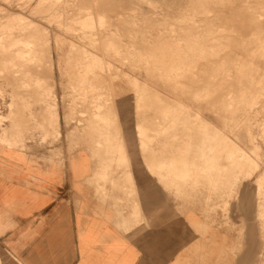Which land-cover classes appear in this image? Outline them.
Segmentation results:
<instances>
[{
	"label": "rangeland",
	"instance_id": "1",
	"mask_svg": "<svg viewBox=\"0 0 264 264\" xmlns=\"http://www.w3.org/2000/svg\"><path fill=\"white\" fill-rule=\"evenodd\" d=\"M227 1L0 0V126L14 120L6 114L19 99L29 101L30 149L61 150L58 111L67 106L98 164L114 153L113 177L99 178L98 197L157 195L159 210L174 208L183 257L191 261H225L239 252L220 247L241 243L228 210L245 184L255 188L264 242V196L257 191L264 177V6L256 7L264 0ZM230 2L251 21L227 19L240 13ZM14 139L7 141L17 146ZM243 149L249 162L233 177Z\"/></svg>",
	"mask_w": 264,
	"mask_h": 264
},
{
	"label": "crops",
	"instance_id": "2",
	"mask_svg": "<svg viewBox=\"0 0 264 264\" xmlns=\"http://www.w3.org/2000/svg\"><path fill=\"white\" fill-rule=\"evenodd\" d=\"M17 103L16 111L6 114L14 120L0 127L9 141H19L13 147L0 141L2 264H12L8 254L22 264H264L254 186L243 185L228 210L232 224L241 227L240 234H232L234 242L238 237L241 243L220 251L239 252L225 261L184 259L174 208L159 210L157 195L129 201L123 192L110 191L98 197L102 184L92 183L99 164L87 132L75 124L67 106L58 111L62 149L32 151L30 112L24 110L30 102ZM149 208L162 219L150 220Z\"/></svg>",
	"mask_w": 264,
	"mask_h": 264
},
{
	"label": "bare ground",
	"instance_id": "3",
	"mask_svg": "<svg viewBox=\"0 0 264 264\" xmlns=\"http://www.w3.org/2000/svg\"><path fill=\"white\" fill-rule=\"evenodd\" d=\"M227 2H229V0L227 1ZM231 3V11L232 12H235V11H239L240 13L239 14H231V16L229 15L228 16V18L227 19H230V20H236V21H238V22H244V23H249L250 21H251V19L246 15V14H244L243 13V11L238 7V5L236 4L235 5V2H230ZM250 5V4H249ZM1 6V5H0ZM260 6H264V1H263V3L261 4V3H256V7H260ZM256 9H258V8H256ZM1 10H2V7H1ZM250 10V9H249ZM246 11V10H245ZM252 11V10H251ZM250 11V12H251ZM258 11V10H257ZM14 12V11H13ZM5 13V12H4ZM10 14V13H9ZM13 15V14H12ZM95 15V14H94ZM258 15L259 16H263L259 11H258ZM21 18L23 17V15L22 16H20ZM19 17V18H20ZM18 18V19H19ZM24 18V17H23ZM42 18V17H41ZM103 18V17H102ZM18 19H17V21H18ZM26 19V18H25ZM25 19H21V20H23V23H24V21H25ZM97 19V18H96ZM4 20V19H3ZM42 20V19H41ZM101 20H103V19H101ZM20 21V20H19ZM55 21V20H54ZM21 22V21H20ZM26 22V21H25ZM11 23H13V22H11ZM10 23V24H11ZM54 23V22H53ZM36 24H38V23H36ZM33 25V24H32ZM40 25V24H39ZM198 25V24H197ZM7 26V25H6ZM38 26V25H37ZM18 27V26H17ZM34 27V26H33ZM36 27V26H35ZM16 28V27H15ZM14 28V29H15ZM20 28V27H19ZM30 28H32V27H30ZM52 28V27H51ZM98 28V27H97ZM4 30H5V28H3ZM22 29V28H21ZM26 29V28H25ZM100 29V28H99ZM18 30V29H17ZM28 30V29H27ZM48 30V29H47ZM46 29H45V31H47ZM39 31V30H38ZM45 31H43V32H45ZM2 32V31H1ZM19 32H20V30H19ZM22 32H24V31H22ZM28 32V31H27ZM36 32V31H35ZM49 32V31H48ZM239 32V31H238ZM237 32V33H238ZM13 33V32H12ZM25 33H26V31H25ZM25 33H23V34H25ZM29 33V32H28ZM27 33V34H28ZM240 33V32H239ZM1 34V33H0ZM7 34V33H6ZM8 34H10V33H8ZM16 34V33H15ZM15 34H13V35H15ZM18 34V33H17ZM44 34V33H43ZM46 34H47V32H46ZM3 35V34H2ZM20 35V34H19ZM30 35V34H29ZM6 36V35H5ZM28 36V35H27ZM39 36H40V34H39ZM42 36V35H41ZM4 37V36H3ZM12 37V36H11ZM18 37V36H17ZM16 37V38H17ZM49 37V36H48ZM51 37V36H50ZM49 37V38H50ZM15 38V39H16ZM23 38V37H22ZM28 38V37H27ZM36 38V37H35ZM45 38V37H44ZM18 39H20V38H18ZM36 40V39H35ZM49 40V39H48ZM252 40V39H251ZM14 41V40H13ZM22 41V40H21ZM26 41H28V40H26ZM39 41V40H38ZM47 41V40H46ZM253 41V40H252ZM23 42V41H22ZM31 42H32V40H31ZM137 42V41H136ZM256 42V41H255ZM25 43V42H24ZM71 43V42H70ZM257 43V42H256ZM264 43V42H263ZM2 44V43H1ZM17 44V43H16ZM36 45V44H35ZM34 45V46H35ZM258 45V44H257ZM4 46H6V45H4ZM23 46V45H22ZM245 46V45H244ZM263 46V45H262ZM2 47V46H1ZM16 47V46H15ZM32 47V46H31ZM36 47V46H35ZM236 47V46H235ZM18 48V47H17ZM70 48H71V46H70ZM246 48V47H245ZM261 48V47H260ZM259 48V49H260ZM20 49V48H19ZM21 49H22V47H21ZM23 49H25V48H23ZM31 49V48H30ZM33 50V49H32ZM2 51V50H1ZM0 51V52H1ZM12 51V50H11ZM14 51V50H13ZM18 51V50H17ZM88 51V50H87ZM173 51V50H172ZM255 51V50H254ZM3 52V51H2ZM16 52V51H15ZM14 52V53H15ZM26 52V51H25ZM25 52H24V54H25ZM51 52V51H50ZM33 53V52H32ZM240 53V52H239ZM39 55H40V53H38ZM45 54V53H44ZM80 54V53H79ZM93 54V53H92ZM162 54V53H161ZM234 54V53H233ZM1 55H3V54H1ZM8 55V54H7ZM6 55V56H7ZM16 55V54H15ZM90 55V54H89ZM232 55V54H231ZM255 55V54H254ZM41 56V55H40ZM258 56H260V55H258ZM9 57V56H8ZM96 57H97V55H96ZM235 57V56H234ZM252 57V56H251ZM250 57V58H251ZM74 58H76L75 56H74ZM88 58H90V57H88ZM253 58V57H252ZM13 59V58H12ZM28 59V58H27ZM26 59V60H27ZM51 60V59H50ZM85 60V59H84ZM96 60V59H95ZM160 60V59H159ZM249 60V59H248ZM53 62H54V60H52ZM75 61V60H74ZM86 61V60H85ZM89 61V60H88ZM91 61V60H90ZM162 61H163V59H162ZM7 62H8V60H7ZM10 62V61H9ZM24 62V61H23ZM26 62V61H25ZM29 62V61H28ZM45 62V61H44ZM43 62V63H44ZM49 62V61H48ZM82 62V61H81ZM102 62H103V60H102ZM230 62V61H229ZM232 62V61H231ZM22 63V62H21ZM32 63H33V61H32ZM32 63H31V65H32ZM47 63V62H46ZM52 63V62H51ZM86 63V62H85ZM88 63V62H87ZM162 63V62H161ZM164 63V62H163ZM45 64V63H44ZM50 64V63H49ZM93 64V63H92ZM22 65V64H21ZM28 65V64H27ZM80 65V64H79ZM84 65V64H83ZM83 65H81V66H83ZM111 65V64H110ZM15 66V65H14ZM24 66V65H23ZM77 66V65H76ZM89 66V65H88ZM87 66V67H88ZM91 66V65H90ZM161 66H162V64H161ZM31 67V66H30ZM80 67V66H79ZM85 67H86V65H85ZM163 67V66H162ZM166 67V66H165ZM164 67V68H165ZM42 68V67H41ZM68 68V67H67ZM116 68V67H115ZM226 68H227V66H226ZM25 69V68H24ZM83 69V68H82ZM85 69V68H84ZM88 69V68H87ZM86 69V70H87ZM94 69V68H93ZM118 69V68H117ZM179 69V68H178ZM222 69V68H221ZM239 69V68H238ZM85 70V71H86ZM91 70V69H90ZM100 70V69H99ZM115 70V69H114ZM258 70H260V69H258ZM80 71V70H79ZM82 71V70H81ZM84 71V72H85ZM97 71V70H96ZM164 71V70H163ZM233 71V70H232ZM45 72V71H44ZM53 72H54V70H53ZM88 72V71H87ZM260 72V71H259ZM20 73V72H19ZM79 73V72H78ZM104 73V72H103ZM106 73V72H105ZM210 73V72H209ZM222 73V72H221ZM220 73V74H221ZM3 74H4V72H3ZM13 74V73H12ZM42 74V73H41ZM40 74V75H41ZM90 74V73H89ZM180 74V73H179ZM178 74V75H179ZM11 75V74H10ZM46 75V74H45ZM83 75V74H82ZM86 75H87V73H86ZM175 75V74H174ZM201 75H203V74H201ZM264 75V74H263ZM47 76H48V74H47ZM52 76V75H51ZM81 75H79V77H80ZM88 77V76H87ZM105 77V76H104ZM201 77V76H200ZM219 77V76H218ZM217 77V78H218ZM85 78V77H84ZM215 78H216V76H215ZM11 79V78H10ZM16 79H18V78H16ZM23 79V78H22ZM28 79V78H27ZM52 79V78H51ZM7 80V79H6ZM13 80V79H12ZM81 80V79H80ZM84 80V79H83ZM89 80V79H88ZM213 80V79H212ZM8 81V80H7ZM74 81V80H73ZM77 81H79V80H77ZM86 82V81H85ZM129 83V82H128ZM127 83V84H128ZM166 83V82H165ZM257 83V82H256ZM18 84V83H17ZM53 84V83H52ZM210 84V83H209ZM33 85V84H32ZM38 85V84H37ZM39 86V85H38ZM54 86V85H53ZM246 88H247V86H246ZM256 88V87H255ZM190 89V88H189ZM247 89H249V88H247ZM259 90V89H258ZM261 90V89H260ZM124 94V93H123ZM176 94V93H175ZM255 94V93H254ZM80 95V94H79ZM120 95V94H119ZM256 95V94H255ZM174 96V98H175V95H173ZM178 96V95H177ZM250 96H252V95H250ZM120 97V96H119ZM118 97V98H119ZM181 97V96H180ZM241 97V96H240ZM254 97V96H253ZM115 98V97H114ZM121 98V97H120ZM229 98V97H228ZM124 99V98H123ZM123 99H122V101H123ZM159 99V98H158ZM254 99V98H253ZM83 100V99H82ZM104 100V99H103ZM174 100H176V101H178L179 102V100H177L176 98L174 99ZM237 100V99H236ZM244 100V99H243ZM101 101V100H100ZM229 101V100H228ZM115 102V101H114ZM138 102V101H137ZM208 102V101H207ZM244 102V101H243ZM104 103V102H103ZM209 103V102H208ZM228 103V102H227ZM226 103V104H227ZM247 103V102H246ZM131 104V103H130ZM231 104V103H230ZM237 104V103H236ZM245 104V103H244ZM240 105V104H239ZM214 106V105H213ZM178 107V106H177ZM216 107V106H215ZM223 107V106H222ZM242 107H243V105H242ZM241 107V108H242ZM139 108V107H138ZM142 108V107H141ZM166 108V107H165ZM180 108V107H179ZM217 108V107H216ZM163 109V108H162ZM200 109V108H199ZM116 110V109H115ZM157 110V109H156ZM205 110V109H204ZM219 110V109H218ZM221 110V109H220ZM230 110V109H229ZM237 110V109H236ZM101 111V110H100ZM110 111V110H109ZM148 111V110H147ZM178 111V110H177ZM191 111V110H190ZM224 111V110H223ZM242 111V110H241ZM119 112V111H118ZM156 112V111H155ZM174 112V111H173ZM227 112V111H226ZM239 112V111H238ZM102 114H103V111L101 112ZM105 113V112H104ZM108 113V112H107ZM121 113V112H120ZM147 113V112H146ZM230 113V112H229ZM116 114H117V111H116ZM108 115V114H107ZM119 115H121V114H119ZM126 115H129L130 116V114H126ZM132 115V114H131ZM144 115V114H143ZM194 115V114H193ZM106 116V115H105ZM124 116H125V114H124ZM124 116H122V117H124ZM129 116H127V117H129ZM133 116V115H132ZM195 116H196V114H195ZM131 117V116H130ZM170 117V116H169ZM192 117V116H191ZM118 118H119V116H118ZM136 118L137 117H135V120H136ZM115 119V118H114ZM124 119V118H123ZM139 119H141V118H139ZM190 119V118H189ZM202 119V118H201ZM242 119V118H241ZM122 120V119H121ZM142 120V119H141ZM140 120V121H141ZM153 120V119H152ZM160 120V119H159ZM158 120V121H159ZM123 122L124 121H126L125 119L124 120H122ZM129 121H130V119H129ZM149 121V120H148ZM207 122V121H206ZM237 122V121H236ZM251 122V121H250ZM116 123V122H115ZM119 123V122H118ZM121 123V122H120ZM129 123V122H128ZM128 123H127V125H128ZM131 123V122H130ZM145 123V122H144ZM149 123V122H148ZM150 124V123H149ZM178 124V123H177ZM181 124V123H180ZM208 124H210V123H208ZM248 124V123H247ZM122 125H123V123H122ZM136 125H138V124H136ZM188 125H189V123H188ZM212 125V124H211ZM251 125V124H250ZM121 126V125H120ZM139 126V125H138ZM181 126V125H180ZM1 127V126H0ZM124 127H126V126H124ZM130 127V126H129ZM214 127V126H213ZM118 128H120V127H118ZM144 128V127H143ZM143 128H141V129H143ZM178 128V127H177ZM2 129V128H1ZM0 129V130H1ZM95 129V128H94ZM130 128H128V131H131V130H133V129H130ZM139 129H140V127H139ZM179 129V128H178ZM210 129H211V127H210ZM213 129V128H212ZM124 130V129H123ZM144 130V129H143ZM214 130H216L215 129V127H214ZM125 131V130H124ZM134 131V130H133ZM141 131V130H140ZM183 131V130H182ZM218 131V130H217ZM143 132V134H144V131H142ZM176 132V131H175ZM174 132V133H175ZM212 132V131H211ZM219 132V131H218ZM120 133H123V132H120ZM130 133H133L132 131L130 132ZM129 133V134H130ZM182 133H184V131L182 132ZM127 134V133H126ZM135 135H136V133H134ZM133 134V135H134ZM214 134H215V132H214ZM213 134V135H214ZM5 135H6V133H5V131H3L2 133H0V141L1 142H3V143H7V144H9V145H13V143L12 142H8L6 139H5ZM179 135V134H178ZM122 136H123V134H122ZM126 136V135H125ZM129 136V135H128ZM209 136H211V135H209ZM130 137V136H129ZM128 137H126V139H127ZM212 138V137H211ZM209 139H210V137H209ZM122 140V139H121ZM128 140V139H127ZM130 140H131V138H130ZM129 140V141H130ZM180 140V139H179ZM194 140V139H193ZM221 140V139H220ZM123 142H125L124 140H123ZM132 142V144H133V141H131ZM134 142H135V139H134ZM137 142V141H136ZM136 142H135V144H136ZM211 142V141H210ZM12 143V144H11ZM69 143V142H68ZM130 143V142H129ZM190 143V142H189ZM192 143V142H191ZM119 144V143H118ZM125 145H126V143H124ZM131 144V143H130ZM129 144V145H130ZM229 144V143H228ZM116 145V144H115ZM182 145V144H181ZM180 145V146H181ZM192 144H190V146H191ZM201 145V144H200ZM124 146V145H123ZM132 146H134V145H132ZM207 146V145H206ZM215 146V145H214ZM227 146V145H226ZM9 147V146H8ZM13 147V146H12ZM114 147V146H113ZM118 147V146H117ZM129 147V146H128ZM131 147V146H130ZM238 147V146H237ZM17 148H19V147H17ZM23 148V147H22ZM21 148V149H22ZM116 148V147H115ZM242 148V147H241ZM111 149H112V146H111ZM117 150H118V148H116ZM142 149V148H141ZM236 149V148H235ZM238 149H240V148H238ZM126 150V149H125ZM124 150V151H125ZM36 151H38V150H36ZM130 151V150H129ZM175 151H177V150H175ZM236 152L238 151V150H235ZM120 152H122V149H120ZM181 152V151H180ZM185 152V151H184ZM213 152V151H212ZM229 152V151H228ZM235 152V153H236ZM112 152H110V157H109V159H107V160H109V162L111 163V162H113V155H114V153L113 154H111ZM127 153V152H126ZM231 153V152H230ZM229 153V154H230ZM234 153V154H235ZM156 153H154V155H155ZM181 154V153H180ZM183 154V153H182ZM241 154V153H240ZM92 155V154H91ZM117 155V154H116ZM128 155V154H127ZM157 155V154H156ZM184 155V154H183ZM199 155V154H198ZM213 155V154H212ZM200 156V155H199ZM127 157V156H126ZM170 157H172V156H170ZM144 158V157H143ZM142 158V159H143ZM249 156H248V154L246 153V151L243 149L242 150V154L239 156V162H238V164H239V166L238 167H240V168H238V169H234V172H233V177L236 175V174H238V173H240V172H242V170H241V168L243 167V166H245V164L247 163V162H249ZM141 159V158H140ZM145 159V158H144ZM151 159V158H150ZM156 159V158H155ZM230 159V158H229ZM121 160V159H120ZM157 160V159H156ZM169 160V159H168ZM214 160V159H213ZM216 160V159H215ZM114 161H116V160H114ZM137 161H138V158H137ZM136 161V162H137ZM149 162L151 161V160H148ZM153 163H154V158H153ZM101 163H99V166H98V168H97V170H96V172H95V174H94V182L96 183V182H99L98 180H99V178L100 177H105V176H107L108 178H110V179H112V177H113V174H112V172H113V168H112V166L110 165V163L109 164H107V163H105L106 162V160L104 161V159H102V161H100ZM118 162V161H117ZM125 162H127V161H125ZM141 161H139L138 163H140ZM146 162V161H145ZM144 162V163H145ZM226 162V161H225ZM114 163H116V162H114ZM143 163V162H142ZM141 163V164H142ZM151 163V162H150ZM152 163V164H153ZM98 164V163H97ZM127 164H129L128 162H127ZM132 164V163H131ZM140 164V165H141ZM144 165V164H143ZM151 165V164H150ZM150 165H148V166H150ZM160 165H163V164H160ZM174 165V164H173ZM258 165V164H257ZM138 166H139V164H138ZM147 166V165H146ZM153 166V165H152ZM167 166H169V165H167ZM140 167H142V166H139V168ZM145 167V166H144ZM158 167V166H157ZM220 167H222V165L220 166ZM147 168V167H146ZM149 168V167H148ZM160 168V167H159ZM214 168V167H213ZM130 169V168H129ZM154 169V168H153ZM157 169V168H156ZM236 170V171H235ZM134 171V170H133ZM140 171V170H139ZM143 171H145V173H147L146 171H148L149 172V170L147 169V170H143ZM159 174V173H158ZM166 175V174H165ZM164 175V176H165ZM92 177V176H91ZM237 178V177H236ZM138 179V178H137ZM136 179V180H137ZM233 179H235V178H233ZM246 181V180H245ZM263 181H264V177H262L261 179H260V181H259V184H257V191H258V196L259 195H263L264 196V183H263ZM140 182V181H139ZM97 184V183H96ZM82 202V201H81ZM78 203V202H77ZM80 205V204H79ZM264 206V205H263ZM262 206V207H263ZM80 208V207H79ZM242 208V207H241ZM83 230V229H82ZM8 256H9V260H11V262H12V264H22V263H20L18 260H16L15 258H13L10 254H8ZM259 258V257H258ZM0 264H2V262H1V258H0ZM255 264V263H254Z\"/></svg>",
	"mask_w": 264,
	"mask_h": 264
},
{
	"label": "snow or ice",
	"instance_id": "4",
	"mask_svg": "<svg viewBox=\"0 0 264 264\" xmlns=\"http://www.w3.org/2000/svg\"><path fill=\"white\" fill-rule=\"evenodd\" d=\"M149 195H150V197H151L153 194L150 193ZM147 211H148V213H149V219H150V220H158V219H162V217H157V216H156V214H155L156 210H155V209H151V208H149V209H147Z\"/></svg>",
	"mask_w": 264,
	"mask_h": 264
}]
</instances>
